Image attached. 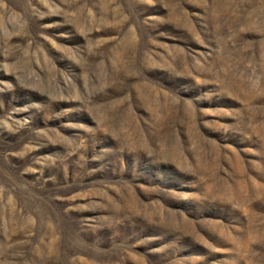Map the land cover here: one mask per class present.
I'll list each match as a JSON object with an SVG mask.
<instances>
[{
    "label": "rangeland",
    "instance_id": "rangeland-1",
    "mask_svg": "<svg viewBox=\"0 0 264 264\" xmlns=\"http://www.w3.org/2000/svg\"><path fill=\"white\" fill-rule=\"evenodd\" d=\"M0 264H264V0H0Z\"/></svg>",
    "mask_w": 264,
    "mask_h": 264
}]
</instances>
